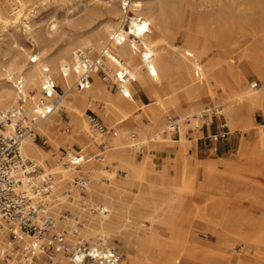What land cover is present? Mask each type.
<instances>
[{
  "label": "bare ground",
  "instance_id": "6f19581e",
  "mask_svg": "<svg viewBox=\"0 0 264 264\" xmlns=\"http://www.w3.org/2000/svg\"><path fill=\"white\" fill-rule=\"evenodd\" d=\"M7 4L8 7H0L1 29L21 24L31 37L33 48L21 49L14 57L0 55V111L14 112V102L21 94L29 99L28 112L38 111L36 98L48 72L65 92V98L51 116L39 122L37 131L40 136H46L53 148L72 150L77 144L89 158V163L86 164L87 159L78 172L55 160L56 157L43 151L33 139L27 138L22 143L24 158L46 167L55 164L46 171L53 174L55 184L52 233L66 235L72 245L87 243L86 238L99 255L113 251L109 243L119 239L122 250L133 257L127 264H264V222L246 223L248 230L239 233L243 217L229 218L220 209L226 203L232 209L238 205L229 199L223 200L232 194L218 177L215 164L200 166L196 174L181 176L178 183V176L169 172L167 160L160 169L150 163L153 158L150 152L156 143L182 142L186 146L189 130L199 131L213 114L223 117L229 134H247L250 127L260 128L240 143L239 156L233 159L245 164L263 161L264 123L254 125L251 118L256 111L264 115V87L247 85L243 67L251 63L264 81V21L249 31L227 24L205 28L202 32L192 27L188 40L178 46L169 33L166 11L172 19L192 18L181 3L153 9L141 0H111L106 2L111 22L95 29L92 21H85L81 29L86 30L80 32L77 42L56 47L53 45L59 32L56 21L48 25L50 40L39 42L35 37L30 20L37 3L28 5L25 0H7ZM251 11L252 8L246 10ZM125 21L127 28L122 27ZM206 39L212 41L210 48L203 43ZM105 48L115 59L106 63L109 84L115 86L116 93L107 91V85L94 73L90 87L77 90L73 70L80 62L78 52L90 56ZM213 50L216 56L210 57ZM11 83L17 87L16 93ZM133 84L153 102L145 104L136 99ZM123 92L129 99L124 98ZM204 96L210 99L209 106L201 102ZM87 109L117 129V136L108 138L101 158L90 154L96 143L101 142L89 126ZM137 112H142L148 120L137 121L134 118ZM61 113L67 115L71 133L61 132ZM172 117L179 124L178 140H173L169 132L168 122ZM138 148L140 154L144 152L143 161L134 158L133 152ZM108 151L116 160L115 167L125 170L122 173L126 177L121 184L106 165L108 158L104 155ZM229 161L230 158L224 164ZM100 164L106 166L101 168ZM78 173L87 182L83 194L70 185ZM104 174H109L105 181H114V184L105 182L112 192L100 183ZM201 176L203 187L198 185ZM94 200L104 206L91 203ZM208 205L211 214L216 216L211 220L205 210ZM198 232L206 239H199ZM235 241L245 243L247 251L234 250ZM107 245L108 248H100ZM134 245L141 249L138 255H134ZM0 252L3 254L0 264H30L22 244L8 238L4 222H0ZM53 259L57 260L53 263ZM38 260L40 264H49V261L50 264H73L62 253L39 255Z\"/></svg>",
  "mask_w": 264,
  "mask_h": 264
},
{
  "label": "rangeland",
  "instance_id": "374dc122",
  "mask_svg": "<svg viewBox=\"0 0 264 264\" xmlns=\"http://www.w3.org/2000/svg\"><path fill=\"white\" fill-rule=\"evenodd\" d=\"M25 1L27 2L28 5L34 2L37 3L34 6V13L31 14L32 16L30 20V25L34 31L36 39L39 42L50 40L47 36L48 25L52 21L57 22L59 27V32L54 37V41H53V45L56 47L63 45L67 42H77L79 40L80 32L86 30V29H81L82 28L81 26L85 21H92L93 28L101 29L105 23L111 22L112 20L111 12L107 10L109 7L108 5H106V2L111 0H25ZM115 1L119 2V0H115ZM141 1L144 3L146 7H150L153 9H157L161 6L173 5V4L175 5L179 3H181L182 9L185 10L188 9L186 10V12L187 13L189 12L188 14L189 15L191 14L190 16L192 18L187 16L186 18L180 17L177 19H172V17L169 15L170 14L169 11H166L168 13L167 18L170 21L169 33L174 36L175 38L174 43L178 46L184 45V43L188 40V35L190 34V29L192 27L202 32L203 29L205 30V28L209 29L217 25L221 27L227 24L232 26L234 25L239 26L240 28L249 31L250 29L257 27L260 23L264 21V0H141ZM4 5L8 7L7 0H0V7L3 8ZM248 8H252L253 11L246 12ZM129 16L132 17L133 13L130 12ZM201 39L202 38H198L199 41ZM211 42H212L211 40L206 39L203 43L205 46L210 48L212 45ZM31 48H33L32 39L29 36V34L25 32L21 24H19L16 27L14 26L9 27L7 30H2L0 26V55H5L7 57H14L17 55V52L19 50L31 49ZM97 54H99V52L94 51L90 56L95 57ZM214 56H216V51L213 50L210 52V57H214ZM207 61L208 59L206 60V62ZM243 71L247 77L246 80L247 85L257 89L264 87L263 79H261V77L257 73V69L254 68V66L251 63H248L246 66H244ZM17 79L18 78L15 77V81H17ZM109 83L110 82L105 83V85H107V87L105 86L106 90L109 91L110 93H116V88ZM11 84H12V88L16 93L15 84L14 83ZM133 86L135 89L134 97L136 99H139L140 97H142L143 92L140 91V89L137 87L136 84H133ZM152 102L153 99L149 96L147 97L146 95V99L144 100V103L151 104ZM201 102L203 103L204 106L210 105L209 104L210 99L205 96L203 97ZM15 105L16 102H14V106ZM26 108L28 110V106H26ZM90 111H92V109H89L86 112V114L89 115L88 113ZM2 113H4V111H0V115ZM141 114L142 112H137L134 115V118L137 121L148 120L146 117H143ZM254 116H256L257 122L259 123L257 125H262L264 123V115L260 111H256L251 118L252 123L256 125L254 123V118H253ZM61 120L63 121L62 125L59 127L61 132L65 134L67 133L66 130L69 129V133H71L72 130L70 126L67 124L69 119L67 118V115L65 113H61ZM222 120H224L223 117L213 114L209 122L202 123L204 124L201 129L203 133L199 134V137L191 136L189 138V141L193 140L195 145L196 144L198 145L199 143V149L201 152V155L198 156L199 159L197 158V160L194 161L196 166H194L195 169L193 170L192 174H196L200 166L202 168H206L207 165L210 163L215 164L218 167V177L223 181L229 193L232 194L231 198L223 197V200L226 201L225 199L227 200L229 199L231 203L238 205L237 208L232 209L231 204L226 203L221 205L220 209L229 218L234 217L236 219H240L241 217L242 219L243 217L244 220V222H242L243 226L240 227V229L238 230L239 233H241L244 232V230H248V227H246V225H249L251 223L256 224V223L264 222V159H262L263 160L262 162L245 164V163L237 162V160L233 158L239 156L240 143L245 138L252 137L255 134V132L260 131L261 129L256 126L250 127V130L247 132V134H244L243 132H234L229 134L228 131V135L226 138L224 139L219 138L218 140H215L213 136L219 134L218 125L222 122ZM104 124L107 127L112 128L110 124H106V123ZM198 133H199L198 131L197 132L193 131V134L195 135H197ZM35 143H37L43 151L48 152L50 155L56 157L55 160L58 159L65 163L66 160L65 159L62 160V156H63V150H67V149L60 148L57 150L53 148L47 142L46 136H40V139H38ZM181 144L182 146H185V144H183L182 142H179L178 144L160 142V143H156L153 149L155 148L163 149L164 147L171 148L173 146L177 147L180 146ZM77 146L79 145L77 144L74 145L73 149L68 150V152H73V150H76ZM185 147L191 152L192 142H188ZM140 148L136 149L134 152L131 151L133 152L136 161H143L144 158V154H143L144 152L141 151L142 154H140L139 151ZM229 151L230 152L235 151V153L231 156L232 160L229 161L228 165L224 164L227 161V159L226 160L218 159L215 156V152H217L220 153L219 155H223V157H230L231 154ZM104 156L108 158L106 165L111 167L112 172L115 174V179L117 183L121 184L126 177V175L123 174L125 170L121 171L115 167L116 165L114 163H116V160L113 159L111 151H108ZM205 156H209V157L205 160H200ZM150 163L153 164L156 169L161 168V166L155 165L154 156L151 159ZM198 164L199 166H197ZM54 165L55 164L52 165L48 164L46 167L38 164V166L41 168V170L44 173H48L46 171L48 169L50 170L51 168H53ZM106 165L100 164V167L104 168ZM104 175L105 178H103L104 180L100 181V183L103 187L108 188L109 191L112 192V188L107 186L106 183L114 184V181H110V182L105 181V179L109 177V174H104ZM198 185L199 187L201 186L203 187L201 183H198ZM208 193L212 194V191L209 190ZM81 194L83 193L81 192ZM87 198L89 199L88 194H87ZM91 203L101 205L102 207L104 206V204L99 200H94ZM79 205L81 206L80 203ZM205 210L207 211L208 217H211L209 218L210 220L216 217L211 214L212 212L210 205H208ZM93 213L97 215L100 214V212L98 211H95ZM64 236L68 245L70 247L74 246L72 245L73 243L71 244L69 242L67 236L66 235ZM196 236L202 240L206 239V236L201 232L196 233ZM84 240L89 245H92L90 241H88V239L85 238ZM241 243L242 242L235 241L233 244V249L236 251L242 249L243 252H246L247 251L246 244L245 243L241 244ZM109 244L110 246L113 247V251L116 252L121 257V259H123V263L127 264L129 260L133 258L131 254H128L126 251L122 250V244L119 239H116L115 241L112 239ZM108 247H109L108 245L106 247L100 246V248L102 249ZM133 248H134V255H138L141 250L140 247L134 245ZM55 253L57 252L51 250L47 254L54 256ZM62 254H64L66 258L69 257V255L66 253H62ZM56 260L57 259H53V263ZM38 263L39 260L37 261V264ZM48 263L50 264L52 262L49 261Z\"/></svg>",
  "mask_w": 264,
  "mask_h": 264
},
{
  "label": "built area",
  "instance_id": "2783aa9c",
  "mask_svg": "<svg viewBox=\"0 0 264 264\" xmlns=\"http://www.w3.org/2000/svg\"><path fill=\"white\" fill-rule=\"evenodd\" d=\"M122 27L127 28L126 21ZM78 53L80 62L73 70L77 76L74 84L77 90L90 87L93 73L103 83L110 82L106 62L110 59L115 62V59L108 48L95 57L81 51ZM116 74L121 81L120 71ZM44 77L36 98L35 106L38 111L29 113L26 108L28 99L21 94L16 99L14 112L10 110L0 115V222L5 223L8 238L22 244V250L30 258V264H37L38 256L51 250L68 254L73 264H121V257L114 251L99 255L95 247L81 242L70 247L63 235L52 233L54 219L51 205L54 202L55 186L53 174L44 173L37 164L24 158L21 151L25 139L31 138L35 142L40 139L37 132L39 122L51 116L65 98V92L48 72ZM123 95L125 99H129V95L124 92ZM88 120L91 130L99 136L101 143L97 144L99 153L96 158H101L108 138L116 137L117 131L114 127H107L95 114H89ZM168 125L169 132L178 137L179 124L176 118L170 119ZM218 129L219 134L213 138H226L228 128L225 120L218 125ZM66 132L69 133V129ZM64 159L65 165L74 167L78 172L87 160L78 146L73 152L63 150L62 160ZM70 185L84 193L87 185L85 176L82 173L76 174ZM2 256L0 252V260Z\"/></svg>",
  "mask_w": 264,
  "mask_h": 264
},
{
  "label": "crops",
  "instance_id": "0c3cea01",
  "mask_svg": "<svg viewBox=\"0 0 264 264\" xmlns=\"http://www.w3.org/2000/svg\"><path fill=\"white\" fill-rule=\"evenodd\" d=\"M103 84H105V83H103ZM139 99L144 103V100L146 99V94L142 93V97H140ZM88 110L89 109H87L86 112ZM94 113L95 112L90 111L88 114H94ZM95 115L98 116L103 121V123H105L104 120L98 114L95 113ZM87 116L88 115L86 114V117ZM253 118H254V123L256 125L259 124L257 122L256 116H254ZM201 129L198 131L199 133L197 135L193 134V131L189 130L188 142H192L191 152L185 146H182V145L177 146V147H171V148L164 147L163 149L155 148L153 152L152 151L150 152L151 154L153 153V156L155 158V165L156 166H162L164 164L165 160H167L169 172H170L171 175L178 176V183H181V176L190 177L192 175V172L195 169L194 166H196L194 161L197 160V158L199 159L198 156L201 155V152H200V149H199V143H198V145L197 144L195 145L193 140L189 141V138L191 136L199 137V134L203 133V131H201ZM171 138L173 140H178L179 136L176 137V136H173L171 134ZM74 145H76V144H74ZM78 147H80V146H78ZM168 147H170V146H168ZM60 148H63V147H60ZM81 150H82V152L84 154V151H83L82 148H81ZM97 151H99V149H98L97 143H96L95 149L90 154L96 155ZM235 151H231V152L229 151L230 154H231L230 157H223V155H219L220 153H217V152H215V156L218 159H224V160L230 158V161H231V156L235 153ZM85 155H86V159H88V162L86 164H88L89 163L88 154H85ZM209 156H205V157L201 158L200 160H205ZM228 164H229V162L227 163V165ZM197 166H199V164ZM201 178H202V176L199 178V183L201 182V184L203 185L204 179H201ZM52 217H53V214H52ZM121 260H122V263H123V259H121Z\"/></svg>",
  "mask_w": 264,
  "mask_h": 264
}]
</instances>
